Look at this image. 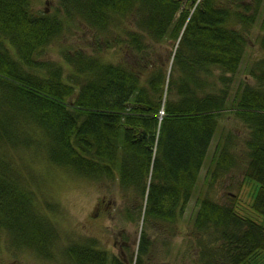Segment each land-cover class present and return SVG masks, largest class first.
<instances>
[{
  "label": "trees",
  "instance_id": "16d2710c",
  "mask_svg": "<svg viewBox=\"0 0 264 264\" xmlns=\"http://www.w3.org/2000/svg\"><path fill=\"white\" fill-rule=\"evenodd\" d=\"M79 28L91 38L87 53L71 48L61 59H42ZM252 30L264 54V0H60L53 12H36L31 0H0V233L10 245L46 258L60 250L72 264H104L90 260L95 240L61 248L59 205L46 199V187L63 177L116 182L127 202L144 210L148 227L175 236L214 139L208 187L240 171L257 184L250 211L264 217V57L243 68L253 85L240 81L232 89ZM165 43L174 48L167 65L150 49ZM110 50L116 60L106 57ZM131 52L139 60H125ZM214 69L212 82L204 75ZM229 114L247 132L241 166L231 151L235 134L224 130ZM26 153L31 165L15 158ZM197 205L181 233L201 264H264V223L241 217L231 201L198 193ZM125 217L136 221L132 211Z\"/></svg>",
  "mask_w": 264,
  "mask_h": 264
},
{
  "label": "rangeland",
  "instance_id": "374dc122",
  "mask_svg": "<svg viewBox=\"0 0 264 264\" xmlns=\"http://www.w3.org/2000/svg\"><path fill=\"white\" fill-rule=\"evenodd\" d=\"M59 1L31 0V7L36 12H53ZM247 1L244 0V3ZM251 32L253 36L251 35L249 38V48L245 55V61L241 72L236 76V80L233 81L232 89H236L240 81H246V83L253 85L254 80L246 76L243 68L247 67L254 60L264 57V54L261 53L255 41V36L259 31L252 30ZM90 42L91 38L85 30L81 28L76 32L75 29L70 30L64 40L53 44L43 53L42 59H61L62 51L71 48L76 50L82 48L87 53V46L90 45ZM150 49L153 51L154 59H156L155 55H157L161 57L165 65L172 63L174 48L170 43H165L162 46L154 45ZM113 53L115 54V50H110L106 57L112 61L116 60L118 56L116 55L114 58ZM131 55L133 56H127L125 54L124 59L132 62L139 60V55L134 52H131ZM218 76L219 72L215 69L212 73L204 75V77H209L212 82ZM163 114L164 112L161 111L160 116ZM223 123L226 132L231 130L235 134L231 151L239 156L240 159L237 157L240 160L238 165L241 166L243 163L244 142L247 139L245 133L247 134V132L237 124L231 114L226 116ZM216 143L217 140L214 139L209 149L207 162L200 173L197 192L188 203L184 217L178 221L180 231L175 236H171L170 232L163 231V228L160 226L148 227L149 225H146L143 219V209H140L139 212L138 206H136L137 204L132 206L131 203H128L126 198H124L126 194L120 191L116 182L114 184L91 181L68 183L64 182V177L63 179L58 178L61 182L59 184H57L58 182H53V180L50 182L47 181L46 189L50 194L46 199H56L58 202H55L59 205V216H56V221L58 222V232L61 235V248H66L69 244L76 243L78 245L86 243L92 246V240H95V246L98 249H104L109 252V254H106L107 260L109 258V261L111 259V253L118 256L124 264H136L138 259L145 264H201L199 254H197L198 251L191 247L187 238L181 233L184 228H187L186 224L189 223L190 219L194 217V214L198 210V193L207 195L219 203L231 201L234 203L238 215L241 217L253 216L257 222L264 223L263 216L258 217L250 211L251 193L254 195L257 184L244 181L243 174L240 171L235 169L232 172L234 177L230 174L221 176L208 187V182L205 178L209 176L208 164L215 150ZM20 156L22 159L27 160L25 162L26 165L32 164L30 160H32L33 156L30 153H26L25 155L16 154L15 158L20 160ZM21 163L24 162L21 161ZM35 167H38V165L35 164ZM20 170L26 175L28 180H32L30 172L28 173L22 170L21 167ZM41 170L47 172L46 169ZM35 180L37 184H42V187H44L43 179ZM61 188L62 190H60ZM128 195L129 198L131 197L139 203V197L136 198L132 193ZM126 210L132 211L136 221L131 222L126 219ZM144 233L148 235L146 236V241L149 238L151 243L146 254L139 257V241ZM0 239V264H72L70 262L71 258L67 259L69 257L63 256L60 250L54 249V256L46 258L25 247L15 249V246L10 245L9 236L5 232L0 233ZM79 250L77 251V258L81 259L80 256L83 252ZM109 263L111 264V262Z\"/></svg>",
  "mask_w": 264,
  "mask_h": 264
},
{
  "label": "flooded vegetation",
  "instance_id": "af4514ba",
  "mask_svg": "<svg viewBox=\"0 0 264 264\" xmlns=\"http://www.w3.org/2000/svg\"><path fill=\"white\" fill-rule=\"evenodd\" d=\"M167 232V231H166ZM150 240H149V238H148V242H147V244H148V248L150 247L149 245H150ZM148 248H147V250H148ZM96 254L97 255H95L94 257H92L91 256V259L90 260H93L94 258H95V260L98 262V263H100V261L101 262H104V264L106 263V264H110L109 262H111V264H124L123 263V261H121V259L118 257V256H116L115 254H111L110 253V255H111V259H110V261H109V258H108V260H104V258H103V256L102 255H105L106 257H107V253L109 254V252L107 251V250H104V249H98V247H96ZM147 250H146V252H147ZM146 254V253H145ZM144 255V254H143ZM122 257V256H121ZM87 258L86 259H84L83 261H85V262H87ZM115 260H118L117 262H114ZM143 264H145L144 262H143Z\"/></svg>",
  "mask_w": 264,
  "mask_h": 264
}]
</instances>
